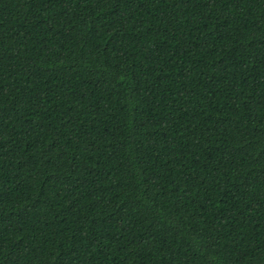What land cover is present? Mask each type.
Segmentation results:
<instances>
[{
    "label": "trees",
    "instance_id": "obj_1",
    "mask_svg": "<svg viewBox=\"0 0 264 264\" xmlns=\"http://www.w3.org/2000/svg\"><path fill=\"white\" fill-rule=\"evenodd\" d=\"M0 264H264V0H0Z\"/></svg>",
    "mask_w": 264,
    "mask_h": 264
}]
</instances>
